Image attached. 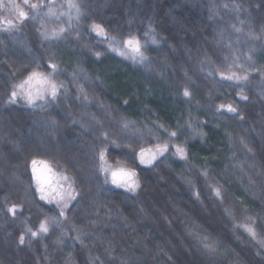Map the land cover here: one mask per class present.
Returning a JSON list of instances; mask_svg holds the SVG:
<instances>
[{
	"label": "trees",
	"instance_id": "trees-1",
	"mask_svg": "<svg viewBox=\"0 0 264 264\" xmlns=\"http://www.w3.org/2000/svg\"><path fill=\"white\" fill-rule=\"evenodd\" d=\"M63 0H56V8ZM8 4V0H4ZM22 3V0H16ZM225 0H85L89 19L82 21L79 31L82 39L77 41L72 32L66 39L44 40L37 29L39 22L27 21L20 29L0 30V209L8 202H23L26 208L23 217L28 223L36 225L43 208L49 215L56 210L54 204L41 201L34 192V180L28 161L32 156L53 161L59 170L66 169L75 178L77 188L83 199L75 209L69 212V222L80 225L89 233L86 241L93 255L104 259L102 245L96 240L100 237L113 241L115 251L110 264H170L171 256L176 264H229L238 253L247 264H259L255 256V246L247 240L244 244L232 235V222L223 212L224 207L246 208L251 215H264V153H261V136L264 128V101L256 91L259 80L254 76L247 94L251 102H244L234 96V89L228 82L217 83L199 68V60L207 53L211 59L219 61L226 48L217 46L214 41L218 29L226 30L233 47L246 52L252 42L237 35L230 27L237 17L230 11H220L212 18L213 5H220ZM248 11L239 14L238 19L247 20L248 13L254 18L255 25L264 17V7H256L260 0H238ZM27 10V9H25ZM45 11H47L45 9ZM31 15V13H29ZM14 18V13L7 7L0 8V20ZM44 19L48 27L64 25L65 22ZM92 20L102 22L110 32L126 36L135 33L143 38L149 23L155 27L160 45H150L148 55L152 59L151 69L116 52L106 51L107 45L102 37L90 32ZM129 20L132 23H129ZM65 21V20H64ZM58 23V24H56ZM75 26V21H73ZM87 43L95 50L104 51L97 58L81 45ZM32 52L29 53L27 48ZM260 48V42H255ZM55 52L54 60L67 72L59 79L69 89L67 97H62L59 106L52 105L46 112L39 108L26 106L23 101L15 105H5V95L11 84L18 82L26 71L38 63L41 70L49 55ZM256 66L264 64V52L255 56ZM87 71L88 79L74 81L70 73L75 69ZM184 72L192 78V87L196 91L195 99L188 101L180 93V85L185 82ZM103 81V83H101ZM82 84L87 90L91 103H86L77 91L76 85ZM219 89V91H216ZM211 91L215 102L225 99L237 101L245 109L247 119L243 122L229 120L231 114H214L207 93ZM128 99L129 103H123ZM197 101L200 106H197ZM101 102L105 107H101ZM70 106V107H69ZM95 117L102 121L97 124ZM191 114L209 133L207 142L199 138L189 141L194 164L186 165L171 152L161 157L155 166L149 167L133 161L127 148L110 149L115 159H127L130 166L137 168L140 174L142 190L137 194L127 193L123 188L104 184L103 176L94 174L93 156L101 144L100 133L107 131L119 136L123 143H131L134 148L148 147L157 141L167 139V134L155 123L160 121L169 128H178ZM123 115L137 121L145 131L152 128L154 135L138 141L131 133H122L119 118ZM54 116L59 125L53 129L46 117ZM79 120L87 124L81 127ZM179 121V125L178 122ZM219 124L220 127H216ZM225 128L232 133L231 137ZM187 128L181 129L180 140L190 135ZM256 149L253 156L240 142ZM235 153V156H233ZM211 174V182L223 185L226 201L223 205L216 201L208 190L205 181L197 174L195 164L205 163ZM237 162L244 163L243 168ZM255 163V167L251 165ZM191 175L196 186L202 188L201 199L207 210L192 196L190 186L182 177ZM255 181L250 184L249 178ZM32 185L25 195V189ZM239 198V199H237ZM94 201L96 202L94 204ZM99 208L97 216L94 208ZM143 208V212L140 209ZM111 210V211H109ZM238 217L242 213H237ZM128 217V223L121 218ZM14 219L11 214L0 210V264H64L66 255L74 254L75 264H85L87 251L71 239L66 240L62 248H57L52 241L59 235L54 234L43 239H32L31 246L19 245L17 236L23 231L21 219ZM110 217V218H109ZM165 217L167 219H165ZM171 221V224L168 223ZM94 222V223H93ZM218 238L229 255L209 256L200 248L198 240L189 232L201 231ZM241 234V233H237ZM75 235V232H72ZM48 248L45 249L44 245Z\"/></svg>",
	"mask_w": 264,
	"mask_h": 264
},
{
	"label": "snow or ice",
	"instance_id": "snow-or-ice-1",
	"mask_svg": "<svg viewBox=\"0 0 264 264\" xmlns=\"http://www.w3.org/2000/svg\"><path fill=\"white\" fill-rule=\"evenodd\" d=\"M2 7H7L10 12L14 13V18L0 20V30L10 32L13 29H20L27 21H36L41 25L37 31L44 40L66 39V34L72 32L75 39L80 41L82 37L78 30L79 25L82 21L89 19L85 7V0H65V4L60 7L66 8L67 11L59 14L56 11V0H22V3H17L16 0H8L7 5L4 0H0V8ZM256 7H264V0H260V4L256 5ZM222 10L230 11L237 17L236 23L230 25L232 31L238 34L237 42L242 35L251 41L252 45L248 47L246 52H242L239 48L233 47L234 42L230 38H226V30L220 28L215 33L214 41L217 46L226 48L227 52L223 54L219 61L211 59L205 53L203 58L199 60V68L214 81L219 77V80L216 81L217 83L228 82L229 87L234 89L233 95L238 96L244 102L252 101L247 91L255 76L259 80L256 86L257 94L264 101V64L258 67L256 66L255 60L258 51L264 52V22L259 23L257 27L250 12L248 13L247 20L238 19L240 13L248 11L238 0H225L220 5H213L212 18L219 16ZM64 15L67 16L65 23L68 27L62 24L50 28L44 23V19H41V17L51 19ZM261 20L264 21V17ZM73 21H75V26H73ZM129 23L131 24L132 21L129 20ZM88 27L90 32H94L98 37L103 38L107 45L106 51L116 52L120 56L130 58L134 63H139L149 69L152 67V59L147 54L149 46L160 45L163 42L162 39L157 38L158 33L151 23H149L147 30L143 32V38L135 33H129L126 36L114 34L102 22L95 20H92ZM255 42H260L259 49L255 47ZM24 46L29 53L32 52L30 47H27V45ZM81 46L88 48L92 55L98 59L104 55V51L95 50L89 47L87 43H83ZM54 56L55 52L53 51L44 65V70H41V65L37 63L35 67L26 71V75L22 79L11 84L5 95V105H15L18 101H23L26 106L33 109L39 108L41 112H46L47 108L52 105H60L62 102L61 98H66L69 92L64 81L59 79V77L67 72V69H62L61 65L54 60ZM77 67L80 69L81 75H78L77 71L73 69L70 73L72 79L74 81L81 78L88 79L87 71L80 67L79 64H77ZM184 77L185 82L180 85L181 90L179 94L190 102L195 99L197 93L192 87V78L188 76L187 72H184ZM76 88L83 98V101L91 103L89 94L84 86L77 84ZM216 91H219V89H216ZM207 98L209 101H213L211 107L213 108L214 114L219 113L220 115H224L228 113L231 114L229 120H238L240 122L247 119L245 109L241 108L237 101L225 99L224 101L216 103V98L211 91L207 93ZM123 103L127 104L129 100L124 99ZM196 103L197 106H200L199 101ZM101 107H105L102 102ZM46 119L48 125L53 129L60 123L54 116H48ZM92 119L97 124L102 125V121L98 120L94 114ZM118 122L122 133H131L137 137L138 141H143L146 136L152 137L154 135L152 128H147L145 131L138 126L137 121L128 119L123 115L120 116ZM73 123H80L84 129L88 127L87 124L79 120L74 119ZM155 123L167 134V139L161 141L159 136H155L157 142L148 147L138 146V148H134L131 143H123L121 137H114L109 132L102 131L100 133L101 144L93 156L95 160L94 174H102L104 184H111L118 188H123L127 193L137 194L142 190L140 174L136 167L130 166L127 159H116L115 163L112 162L115 159L110 151L112 147L127 148L131 153V159L133 161L138 159L139 164L149 167L155 166L157 161L169 152H171L172 156L184 161L186 165L194 164V161L191 159L193 153L189 147V141L199 138L200 141L207 142L209 137V133L201 126L199 119L193 120L190 114L184 124L179 125L178 121L179 127L175 129L166 127L159 120ZM216 127H220V125L217 124ZM183 128L190 130L191 134L185 136L181 141V129ZM225 132L231 137L232 133L227 128H225ZM259 135L261 136L260 151L264 153V128L261 129ZM240 142L244 145L248 153L255 156L256 149L245 143L243 137L240 138ZM233 156H235V153H233ZM208 159L209 157H204L205 163L195 164V168L197 169V174L204 179L213 198L219 204L223 205L227 198L226 190L223 185L211 182L212 178L207 165ZM244 163L246 162H237V165L243 168ZM28 166L31 169V179L34 180L35 185L33 196L35 193H38L41 201H45L49 205L54 204L56 210L53 214L49 215L43 208H39L38 211L43 218L38 219L36 225L33 226L28 223V217H23L26 204L23 202L9 203L7 196L4 197L5 206L0 210L6 214H11V217L14 219L23 217L21 224L24 228L17 236L18 244L31 246L33 238L43 239L49 236V234H54L58 231L59 235L52 241L57 248H62L66 240L71 239L73 243L78 242L87 251L85 264H110L112 253L115 251L113 241H106L100 237H96V240L100 244L106 245L103 248L105 258L102 259L101 255H93L92 249L86 242L89 239V233L82 226L72 223L71 227H65L69 222V212L73 211L80 202L78 197L83 199L81 192L77 188L75 178L70 176L66 169L59 170L53 161L38 156H32L28 161ZM251 166L255 167L256 165L253 163ZM261 174L264 175V169H262ZM182 178L190 186L192 196L195 200L199 201L201 206L207 210V206L204 205V201L201 199L202 188L196 186L195 180L191 175ZM249 182L255 185V181L251 177L249 178ZM30 189H32L31 184L25 189L26 196ZM262 194H264V189H262ZM74 201L76 205L73 204ZM94 211L97 216L100 215L98 207L94 208ZM140 211L143 212V208ZM223 212L232 222V235L235 237V240L241 244H244L247 240L250 244L254 245L256 249L255 256L259 257V264H264V215H251L246 208L236 209L234 207H224ZM238 212L242 213L239 217L237 215ZM121 218L125 223H128L127 216H122ZM165 219L167 218L165 217ZM168 223L171 224V221H168ZM72 232H75L74 236ZM202 232L203 229L201 228V231H190L189 234L198 240L200 248L205 253L209 256L230 254L228 248L223 247L218 238H214L211 234H202ZM44 247L47 249L48 245L45 244ZM168 260L170 264H176V261L171 256L168 257ZM64 264H75L73 253L69 252L66 255ZM120 264H127V261L121 260ZM229 264H247V262L242 261L237 253Z\"/></svg>",
	"mask_w": 264,
	"mask_h": 264
},
{
	"label": "rangeland",
	"instance_id": "rangeland-1",
	"mask_svg": "<svg viewBox=\"0 0 264 264\" xmlns=\"http://www.w3.org/2000/svg\"><path fill=\"white\" fill-rule=\"evenodd\" d=\"M64 4H65V0L61 1L59 7L56 8V11H57L58 14L67 11L66 8H62V7H60L61 5H64ZM51 19H53V20L56 21V22H58L57 20H59V22H60V21H61V22H65V21L67 20V16H66V15H64V16H58V18H51ZM64 20H65V21H64ZM56 24H58V23H56ZM52 27H53V26H52Z\"/></svg>",
	"mask_w": 264,
	"mask_h": 264
}]
</instances>
